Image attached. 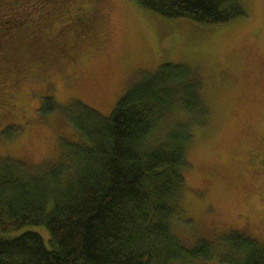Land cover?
Instances as JSON below:
<instances>
[{"label":"rangeland","instance_id":"374dc122","mask_svg":"<svg viewBox=\"0 0 264 264\" xmlns=\"http://www.w3.org/2000/svg\"><path fill=\"white\" fill-rule=\"evenodd\" d=\"M83 1L0 0V159L56 161L61 143L77 140L69 107L81 103L109 118L142 76L182 65L200 80L208 112L191 130L173 234L189 249L205 240L218 254L232 234L264 245V0H236L245 16L222 26L167 19L136 0ZM85 4L93 23L100 13L104 20L72 47L84 26L72 13ZM24 231L49 246L46 228Z\"/></svg>","mask_w":264,"mask_h":264},{"label":"trees","instance_id":"16d2710c","mask_svg":"<svg viewBox=\"0 0 264 264\" xmlns=\"http://www.w3.org/2000/svg\"><path fill=\"white\" fill-rule=\"evenodd\" d=\"M136 1L202 25L245 16L236 0ZM201 94L188 68L166 64L142 76L109 118L81 103L69 107L65 119L77 140L61 143L56 161L0 159V232L7 236L0 237V264H208L218 257L221 264H264V245L243 234H232L220 254L205 240L189 249L173 234L191 130L207 118ZM45 102L55 109L52 99ZM183 115L193 120L183 124ZM37 227L49 232V246L23 232Z\"/></svg>","mask_w":264,"mask_h":264},{"label":"flooded vegetation","instance_id":"af4514ba","mask_svg":"<svg viewBox=\"0 0 264 264\" xmlns=\"http://www.w3.org/2000/svg\"><path fill=\"white\" fill-rule=\"evenodd\" d=\"M83 2L86 3L87 0H85V1H83ZM81 4H82V3H80L78 7H80ZM85 7H86V4H85L84 7L77 8V9L75 10V13L69 12V13H72V14L74 15V17H76V16H80V20L82 21V23H84V26L81 27L82 30H81L79 33H74V35L71 33V34L74 36V37L71 38L72 43H73L72 47H74L76 44H77V45L80 44L78 41H76V37L80 38V37H81V34H82V33H85L86 31L91 30V28L94 26V24H95L97 21H100V22L103 23V20H104V17H101L102 14L100 13V14L97 16V20H96V22L93 23V22H94V19H95V14H96V13H95L93 16H88L85 12H83V10H84ZM60 9H61V7H57V9H56L55 11H53V13H52L51 15L53 16L54 14H56L55 12L58 11V10H60ZM98 9H99V8H98ZM70 10H71V8H70ZM82 12H83V13H82ZM96 12H98V10H97ZM57 13H58V12H57ZM81 13H82V15H81ZM74 17H73V18H74ZM55 18H56V16H53V17H52V20L55 19ZM84 19H85V20H84ZM64 21H66V20L64 19ZM88 21H90V22L87 23ZM63 26H64V27H67V26H69V25H67V24H63ZM100 31L103 33L104 37H106V35H105V33H104V25L100 28ZM84 43H87V42L85 41Z\"/></svg>","mask_w":264,"mask_h":264}]
</instances>
